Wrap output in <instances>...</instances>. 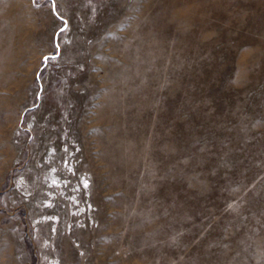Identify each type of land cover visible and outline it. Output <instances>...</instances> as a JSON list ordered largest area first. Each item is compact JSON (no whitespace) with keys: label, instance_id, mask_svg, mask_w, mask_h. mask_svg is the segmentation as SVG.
Instances as JSON below:
<instances>
[{"label":"rangeland","instance_id":"374dc122","mask_svg":"<svg viewBox=\"0 0 264 264\" xmlns=\"http://www.w3.org/2000/svg\"><path fill=\"white\" fill-rule=\"evenodd\" d=\"M0 264H264V0H0Z\"/></svg>","mask_w":264,"mask_h":264}]
</instances>
